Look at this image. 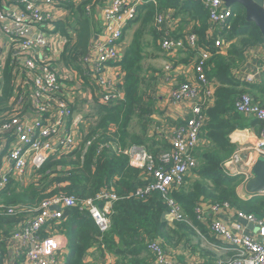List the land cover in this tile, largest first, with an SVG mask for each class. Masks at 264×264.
<instances>
[{"label":"built area","instance_id":"2783aa9c","mask_svg":"<svg viewBox=\"0 0 264 264\" xmlns=\"http://www.w3.org/2000/svg\"><path fill=\"white\" fill-rule=\"evenodd\" d=\"M66 1L18 0L21 8L8 11L0 5V63L5 69L10 61L15 88L14 95L0 109V191L9 183L10 172L14 173L13 177L22 179L24 174L33 175L49 158H59L80 147L91 122V118L76 112L77 96L71 94L75 88L63 81L75 73L74 68L64 66L59 60L67 38L55 31V22L62 19L57 9L63 7ZM108 1L102 14L105 37L93 39L87 54L80 59L87 79L83 81L76 77L80 86L89 80L90 86L95 87L94 95L98 102L105 105L124 96L119 87L122 81L112 76L109 66L120 65L123 23L136 17L138 4V0ZM204 5L209 11V36L214 39L211 47L224 51L228 43L225 29L229 28L235 13L222 0H204ZM156 21L159 25L166 23L167 27L175 24L172 16L164 13H160ZM161 48L168 56H174L180 50L199 51L194 63L175 66L173 62H167L161 75L170 86V100L187 108L190 115L183 119L182 124L171 128L169 150L155 156L145 146L132 145L126 153L130 164L141 168L144 178L149 181L137 189L136 195L144 196L154 191L162 193L168 205L165 217L172 224L184 221L186 216L183 206L169 194L198 166L195 152L208 121V108L215 100L216 82L208 74L210 47L200 48L195 34L187 33L186 41L166 35L161 40ZM263 72L264 57H261L252 70L236 76L253 84L261 79ZM2 75L3 71L0 73L1 80ZM180 76L184 77V81H178ZM234 108L262 124L255 145L237 149L223 164L227 175L243 179L241 197L251 199L264 195V192L248 193L245 189L246 183L253 177V164L258 157H264V105L245 92L237 97ZM111 144L104 143L98 151ZM117 198L111 185L87 199L70 196L44 201L38 212L27 217L20 228L10 231L7 236L0 231V261L11 263L23 258L24 264H64L67 252L63 236L64 209L72 206L84 209L99 229L106 232L111 225L110 215ZM55 205L60 208H51ZM10 212L14 211L11 209ZM194 212L221 243V249L236 252L234 258L220 260L218 264H264V217L257 218L227 202L203 200L197 203ZM225 214L232 217L230 227L219 218ZM240 219L253 223L254 234L246 232L247 225L244 226ZM2 244L12 251V255L5 256ZM147 249L154 256L155 264H181L168 259L163 244L158 240H149Z\"/></svg>","mask_w":264,"mask_h":264},{"label":"trees","instance_id":"16d2710c","mask_svg":"<svg viewBox=\"0 0 264 264\" xmlns=\"http://www.w3.org/2000/svg\"><path fill=\"white\" fill-rule=\"evenodd\" d=\"M107 1L67 0L62 5L67 17L55 22V31L67 38V45L59 59L64 66L72 67L79 73L84 72L80 59L87 54L94 37L93 13L97 6ZM142 1L136 7V18L129 22L128 29H133V34L120 62L124 75L119 87L124 96L105 105L99 103L94 95L95 105L87 115L91 122L80 147L59 158H49L36 169L34 180L27 186L20 187L23 186L20 185L21 178L13 177L14 173L10 172L9 183L0 191V228L7 236L12 225L23 223L27 217L35 215L44 201L70 196L87 199L106 187L114 186L118 198L113 202L111 225L106 232L99 229L84 209L78 206L64 209L63 225L69 234L65 264H84V258L92 247L102 255L111 253L126 259L128 264H155L154 256L147 249L149 240L169 245L182 242L188 233H194L197 229L206 232L194 212L201 200L227 202L257 218L264 217V195L242 198L238 188H241L243 179L229 176L223 169L224 162L238 149L237 144L232 142V134L242 128L248 117L235 110V100L245 92L256 96L250 90L256 83L239 80L232 70L244 59L248 48L264 43L263 35L253 23H246V14H243L238 19L239 25L245 24V36L226 53L211 47L214 39L209 36V11L204 0L192 6L182 0ZM171 10L174 11L172 18L178 21L175 26L157 24V16ZM186 13L195 20L200 18L198 26L196 24L189 32L197 36L200 48L210 47L208 74L219 86L215 87V100L208 108V121L203 131L208 147L200 152L198 166L189 174L192 176L170 191L169 196L183 206L186 216L184 221H177L171 226L165 217L168 205L162 193L154 191L144 196L136 195L137 189L149 181L144 178L141 168L130 164L126 149L132 145H142L156 156L171 147L166 139L158 140L156 131H152L153 116L159 111L156 93L162 72L148 60L151 49L166 55L161 48L164 36L186 41L189 32L184 29L180 18L181 14ZM230 27L231 24L226 30ZM198 55V50H180L176 55L166 57L167 62L177 66L191 63ZM9 62L0 85V109L12 96L13 78ZM178 81H184V77H178ZM255 99L264 105L257 96ZM255 122L262 127L260 121L255 119ZM106 142L112 144L103 146L99 152L100 146Z\"/></svg>","mask_w":264,"mask_h":264},{"label":"crops","instance_id":"0c3cea01","mask_svg":"<svg viewBox=\"0 0 264 264\" xmlns=\"http://www.w3.org/2000/svg\"><path fill=\"white\" fill-rule=\"evenodd\" d=\"M17 1L18 0H0V5H1L2 9L5 11L17 10L18 8H21L20 5L18 6L19 3L17 4ZM74 1H78V0H74ZM182 1H184L186 4L188 3L189 6H192L193 4H195L199 0H182ZM142 2H143L142 0H138V4H140ZM108 3H109V1L104 3V5H102V6H97L95 8L96 12L93 13L94 14V26H93L94 37H93V39H102L105 37L104 21H103L102 14H103L104 7ZM137 5H136V7H137ZM230 7L233 9L235 15L231 19L230 29L229 30L225 29V32H226L225 35L228 38V43L226 44V46L224 48V51L226 53L228 52V50H230V48L232 46L237 45L239 43V40L241 37L245 36V34H244L245 33V31H244L245 24L239 25V19H238L243 14H246L244 8L240 5H233ZM57 11H58V14L60 15V17L62 19L67 17L66 16L67 12L65 11V9L63 7L58 8ZM173 12L174 11L171 10V11H164L163 13L172 15ZM135 18L136 17H134L128 21L125 20L123 23V36H124V38L122 40V44H121V48H120V52L122 53V57L124 56V54L127 50V47L129 46V44L131 42V36L133 34V29H128L129 22L134 20ZM180 18L183 20V26H184V29L186 30V32L191 31L193 29V27L196 24L198 26V22H200V18L195 20L188 13L181 14ZM173 20L175 21V23L178 22L175 19H173ZM246 23H247V21H246ZM174 26H175V24L173 26H170V27L173 28ZM172 30H174V29H172ZM261 57H264V43L259 44V45H255V46H251L250 48H248L246 50L244 59L241 62H239L237 65H235L233 70H232L234 77H237L238 75H241L244 72H248V71L252 70L257 65V62ZM167 59L168 58L166 57V55L164 53L154 52L151 49V56H150V59L148 60V63H150L152 66H154L156 68H159L162 72L161 73V75H162L163 74V67H161V65L159 63L162 60L167 62ZM81 67H83V66L81 65ZM109 70H110L112 76L117 81H120V80L122 81L124 72H123L120 65H112L111 64L109 66ZM84 71L86 72V70H84ZM85 72L79 73L77 70H75L76 76H78L83 81L87 79ZM180 78H183V76H180ZM216 86H219L218 82L215 83V87ZM82 87H83V89L80 90V92L77 95L75 106L77 105L78 99L83 98V94H84V96H85L84 98H87V100L92 101L91 108L93 109V107L95 105V102H94L95 87L93 85L90 86L89 80L87 81V83L82 85ZM250 90L253 94H255L257 96L258 99H260L262 102H264V76H263V74L261 76V79L259 81H257L256 84L250 88ZM169 91H170L169 84L166 83V81L162 80V78H160L159 83H158L157 93H156L157 106L159 107V111L156 114H154L153 120H154V117L161 116L160 120H162L163 122H164V120H167V122L170 125H173V126L176 125L177 126L178 124H180L183 121L184 118L188 117L190 114H189V111L187 108H185L184 106H182L180 104H176L170 100ZM256 96H255V98H256ZM160 123H161V121H159V124ZM260 127H261V125H259L258 123L256 124L255 118L250 117V116L246 117V121L242 124V128L236 129L235 132L232 134V138H231L232 142L235 143L236 137L238 138V136H239V130L240 129H246L247 131H257V136H258L260 129H261ZM203 136H204V134H203ZM202 149H199V150H198V148L196 149L195 155H196L198 161H199V156H200V152L202 151ZM190 176H192V174ZM188 186H190V185L188 184ZM238 193L239 194L241 193V188H238ZM219 218L222 220V222L225 225H227L229 227L231 226L232 217H228L225 214L224 217H219ZM175 223L176 222H173L172 224L170 223V225L173 226ZM21 224L22 223L16 224L14 226L12 225V227H10L8 230L13 231L15 228H20ZM203 226H204V229L206 232H204L203 230L197 229L196 232H194V233H191V232L188 233V235L180 243L174 242V243L169 244V245L163 244V247L166 250L168 259L178 261L181 264H191V263L218 264V262L220 260H227L229 258H234L236 256V252L233 250L221 249L220 248L221 243L213 237V235H212V233L208 227H206L205 225H203ZM244 226H245V224H244ZM3 228H7V226H4ZM0 231H2L1 228H0ZM246 232L249 234H254V227H253V229H249L248 225H247L246 226ZM68 235L69 234H68L67 230L65 229V226L63 225V236H64V239H65L67 246H68ZM1 248H2V251L6 254L5 255L6 257H7V255L8 256L12 255V251L9 248H7L5 244H2ZM68 252H69V249L67 247V252L65 255L64 264L67 262ZM24 263L25 262H24L23 258L18 259L17 261L11 262V263L7 262L5 260L0 261V264H24ZM84 264H128V263H127L126 259L118 258L117 256H115L114 254H111V253H107V254L105 253V255H102L98 249H96L95 247L94 248L92 247L87 252V254L84 258Z\"/></svg>","mask_w":264,"mask_h":264},{"label":"rangeland","instance_id":"374dc122","mask_svg":"<svg viewBox=\"0 0 264 264\" xmlns=\"http://www.w3.org/2000/svg\"><path fill=\"white\" fill-rule=\"evenodd\" d=\"M192 62L194 63V61H192ZM166 63H167L166 61L162 60L159 64L161 65V67L164 68ZM0 70H2V71L5 70L1 66V63H0ZM2 71H0V73H2ZM76 77L77 76L74 73L71 77L69 76V78H67V80L63 79V81H65L67 85L73 86L75 88V92L74 93L71 91V94L74 97L78 95L76 93L79 90L83 89V87L80 86V83H77ZM0 84H2L1 78H0ZM14 89L15 88L13 86L12 96L14 95ZM84 97L85 96L83 94V98H79L78 99L77 105L75 107H76V112L77 113H80L81 115H84L86 117L88 115V113L92 112V108H91L92 101H89V100H87V98H84ZM160 117L161 116L154 117L153 124H152V131H156V133L158 135V137H157L158 140H161L163 138V139H166L169 142V137L171 135V128L173 127V125H170L167 122V120H164V122H163L162 120H160ZM159 121H161L160 124H159ZM82 127L86 129L85 124H82ZM258 136H259V134H258ZM258 136H257V131H247L246 129H240L239 130V136H238V138L236 137V140H235V143L237 144V148L238 149H245L247 147L254 146L255 143L257 142ZM207 145H208V143L206 142V139H205V137L202 134L201 142H200V144L198 146V150L208 147ZM190 173H191V171L186 175L185 180L188 179ZM33 177H34L33 175H28L27 176V175L24 174L23 178L20 181V185H23V186H20V185L19 186L20 187L27 186L28 184H30L34 180Z\"/></svg>","mask_w":264,"mask_h":264},{"label":"water","instance_id":"95a60500","mask_svg":"<svg viewBox=\"0 0 264 264\" xmlns=\"http://www.w3.org/2000/svg\"><path fill=\"white\" fill-rule=\"evenodd\" d=\"M227 6L240 5L246 13V21L253 23L264 37V0H222ZM253 177L248 180L245 189L248 193L256 194L264 192V157L260 156L256 159L251 169ZM58 209L60 206H52ZM240 221L248 225L249 229H253V223H248L244 219Z\"/></svg>","mask_w":264,"mask_h":264}]
</instances>
